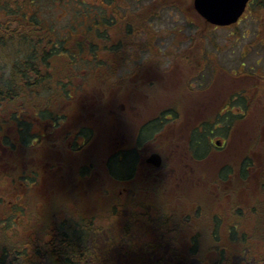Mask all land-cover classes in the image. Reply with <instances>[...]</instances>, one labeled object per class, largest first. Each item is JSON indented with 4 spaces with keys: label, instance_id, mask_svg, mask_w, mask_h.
<instances>
[{
    "label": "rangeland",
    "instance_id": "obj_1",
    "mask_svg": "<svg viewBox=\"0 0 264 264\" xmlns=\"http://www.w3.org/2000/svg\"><path fill=\"white\" fill-rule=\"evenodd\" d=\"M152 1L36 0L35 10L30 13L52 30L56 45L66 41L64 45L70 49L75 42L83 41L89 26H97L96 20L104 23L105 15L111 19L115 9L120 14L139 13L145 6H157ZM178 5L158 11L156 17L129 21L125 26L99 24V28L105 30L107 26L105 31L113 33L106 44L108 49L97 57L105 65L95 70L97 62L91 53H84L82 60L70 61L67 55L58 58L55 66L61 71L55 72L56 76L75 87L74 96L58 102L56 107L69 121L62 120L61 127L52 128L37 120L42 123L38 125L32 115H27L26 119L33 121L29 132L36 135L46 131V137H39L33 146L28 145V150L16 151L15 157L8 148L1 151L0 147V156L10 153L12 159L11 163L0 165V199L4 203L16 202L29 192L48 199L63 194L78 198L67 206L68 211L76 213L74 207H82L83 214H100L96 220L99 222L116 203L121 204L120 213L127 215L145 210L136 206L142 198L150 204L167 203L178 208L194 202L190 211L201 208V217L192 216L197 220L184 229L181 239L194 226L204 227L213 213L223 216L228 227L234 221L229 219L231 202L241 205L264 195V0H250L239 22L226 27L206 22L194 9L193 0ZM5 54L9 63L25 56L11 44L6 46ZM50 93L43 92L42 98ZM234 94L238 95L235 101L239 96L245 99L242 108L233 109L241 116L224 109L226 100ZM167 108H174L177 115L163 119L159 130L141 147V152L159 148L164 155V168L143 170L142 176L133 181L110 179L105 168L107 156L123 148L122 143L129 141L126 138H133L138 121L157 116ZM233 116L236 118L232 122ZM215 118L222 120L210 139L198 136L192 140L199 123L208 122L207 127L214 129ZM2 126L0 145L5 136L15 141L24 130L16 120ZM72 126L75 132L81 127L91 129L93 135L85 147L72 149L79 140L74 137L60 142L49 139H58L54 134L64 129L67 133ZM229 127L232 129L227 131ZM218 139H226L224 148H215ZM191 140L205 145L206 156L193 158ZM21 156L25 161L22 164L18 162ZM244 160L249 167L242 171ZM128 162L124 164L127 168ZM225 167L230 175L222 178ZM29 168L40 173L36 184L25 185L14 177L7 182L5 177L9 174L19 175ZM159 191L169 202L162 199V194L158 198ZM12 192L15 195L8 196ZM146 208L145 213L152 215L153 207ZM118 228H122L121 224ZM136 232L135 239L144 242L146 229L139 225Z\"/></svg>",
    "mask_w": 264,
    "mask_h": 264
},
{
    "label": "trees",
    "instance_id": "obj_2",
    "mask_svg": "<svg viewBox=\"0 0 264 264\" xmlns=\"http://www.w3.org/2000/svg\"><path fill=\"white\" fill-rule=\"evenodd\" d=\"M152 2L157 3V6H145L136 14L130 11L120 14L115 9L111 13V19L108 20L107 15L103 16L106 19L104 23L95 19L97 26H89L83 35V41L75 42L68 49L64 45L66 41L61 42L62 45H56L51 35L52 30L46 28V23L38 19L36 14L30 13L35 10L36 0H0V131L4 129L2 125L12 120L24 126L23 132H20L15 141L9 136L2 139L1 151L8 148L11 156L14 154L15 157L16 151L28 150V145L33 146L39 137H46L42 133L34 135L29 132V125L34 120L38 125L45 122L52 128L61 127L62 120L69 121L63 112L58 113L56 107L58 102L61 104L74 96L75 87L56 76L55 72L61 71L56 68V61L66 55V59L70 61L73 58L82 60L84 53H91L97 62L94 70L105 65L104 62L97 61V57L108 49L106 44L113 31L107 32V26L103 30L104 28L98 27L99 24L125 26L129 21L146 19L150 15L156 17L158 11L168 7L177 8L181 2L190 4L191 0ZM149 10L151 13H147ZM107 21L110 23H106ZM129 24L134 25L132 22ZM141 29H137V32ZM24 43L26 44L23 45ZM8 44L12 48L14 46L19 54L25 52L22 60L10 63L5 61ZM7 49L10 50L11 47ZM43 92L50 95L42 98ZM236 95H231L225 102L224 109L228 113L230 109L233 111L236 107L242 108L245 99L239 96L235 101ZM232 114L242 115L234 111ZM27 115H32L33 121L27 120ZM176 115L174 108L162 110L141 128V139L145 142L151 138L159 130L163 119L167 121ZM235 118L233 116L232 122ZM221 120L216 119L214 129L207 127L208 122L199 123L192 140L198 139V136L210 139L214 130L219 128ZM73 128L72 126L67 133L60 130L54 134L58 137L56 140L55 137L49 139L60 142L68 137H74L75 140L83 136L89 140L93 135L88 126L81 127L76 132ZM231 129L229 127L226 130ZM192 140L189 147L191 154L194 159L200 160L206 156L207 148ZM76 143L72 149L79 150L84 146ZM10 153L3 158L0 156V165L12 162ZM127 160L130 165L128 168L124 165ZM18 162L24 163V156ZM137 164L135 153L131 151L124 154L123 149L111 153L105 159V168L117 182L132 179ZM246 167H249V163L244 160L242 171ZM85 168H88L87 165ZM38 174L36 168H29L27 171L21 170L19 175L9 174L5 178L7 182L8 178L14 177L22 184L28 185L31 182L34 185L40 177ZM226 175H230L228 167L223 168L221 173L222 178H226ZM30 193L17 198L16 202L4 203L0 199V264H264V195L251 202L243 201L241 205L231 202L229 219L233 218L234 221L228 227L223 216L213 213L207 217L204 227L196 225L193 227L194 231L180 239L184 229L201 217V208L190 211L194 202L178 208L168 206L167 203L160 204L157 198L154 200L157 205L142 198L136 206L145 210L146 207H153L152 215L146 214L145 210L139 213L133 210L134 212L123 215L118 210L121 204L116 203L102 216L103 221L97 222L100 214H83L85 209L82 207L75 206L76 213L74 210L68 211L67 206H72L78 198L58 194L48 199L42 194ZM10 194L8 196L15 195L14 192ZM156 194L158 198L162 194V199L169 202L161 191ZM195 214L196 218L192 219ZM128 215L130 218H127ZM120 224L122 228L117 229ZM139 225L146 229V234H143L144 242L134 237Z\"/></svg>",
    "mask_w": 264,
    "mask_h": 264
},
{
    "label": "water",
    "instance_id": "obj_3",
    "mask_svg": "<svg viewBox=\"0 0 264 264\" xmlns=\"http://www.w3.org/2000/svg\"><path fill=\"white\" fill-rule=\"evenodd\" d=\"M250 0H193L196 12L215 26H229L237 23L244 14ZM148 162L160 166L161 157L152 154Z\"/></svg>",
    "mask_w": 264,
    "mask_h": 264
},
{
    "label": "flooded vegetation",
    "instance_id": "obj_4",
    "mask_svg": "<svg viewBox=\"0 0 264 264\" xmlns=\"http://www.w3.org/2000/svg\"><path fill=\"white\" fill-rule=\"evenodd\" d=\"M154 54H152L153 56ZM126 63H130L129 61H126ZM139 65H136L135 67L138 68ZM121 66H118L117 68H120ZM140 115V114H139ZM157 116H154L152 118H155ZM152 118H146L143 121H138L136 130L134 135L132 136L133 138L129 139L126 138L127 140H129L128 142H123V153H129L131 151H133L135 153V158L138 160V164L136 165V173L134 174L133 178L128 180V181H133L139 178V176H142V172L143 170L149 169L150 171L152 170H161L164 168V155L163 153L159 150V148L154 147L148 151L143 150V152H141V147L143 146L142 143H144V141L141 139V134H142V127L144 126V124L150 120H152ZM66 129L63 130V132H65ZM44 133H42L43 135L46 133V131H43ZM79 140L77 141L78 144H86V142L88 141L86 137H79ZM146 142V141H145ZM226 143V139H218L215 141V148L217 149H221L224 148ZM119 145V143L117 144V146ZM152 154H158L161 157V164L160 166H154L153 164L148 162L149 157H151ZM37 172L39 173V171L37 170ZM40 175V173L38 174ZM110 176V175H109ZM110 179H113L114 181H117L115 178L109 177ZM141 178V177H140ZM148 178V182H149ZM152 179H156V178H151ZM127 182V181H125Z\"/></svg>",
    "mask_w": 264,
    "mask_h": 264
}]
</instances>
